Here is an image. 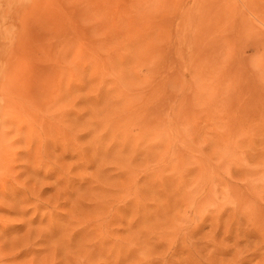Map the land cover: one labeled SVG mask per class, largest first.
<instances>
[{"label":"rangeland","instance_id":"374dc122","mask_svg":"<svg viewBox=\"0 0 264 264\" xmlns=\"http://www.w3.org/2000/svg\"><path fill=\"white\" fill-rule=\"evenodd\" d=\"M0 264H264V0H0Z\"/></svg>","mask_w":264,"mask_h":264}]
</instances>
